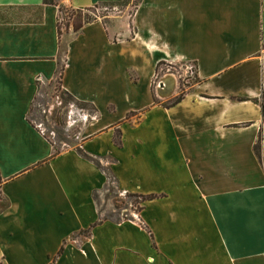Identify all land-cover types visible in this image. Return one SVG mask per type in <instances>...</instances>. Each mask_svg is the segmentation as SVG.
Here are the masks:
<instances>
[{
	"label": "crops",
	"instance_id": "1",
	"mask_svg": "<svg viewBox=\"0 0 264 264\" xmlns=\"http://www.w3.org/2000/svg\"><path fill=\"white\" fill-rule=\"evenodd\" d=\"M126 1L0 0L31 16L0 24V264H264V0ZM60 7L118 13L76 32ZM61 54L88 107L56 155L31 113ZM159 64L196 68L169 108ZM118 192L157 198L114 222Z\"/></svg>",
	"mask_w": 264,
	"mask_h": 264
},
{
	"label": "rangeland",
	"instance_id": "2",
	"mask_svg": "<svg viewBox=\"0 0 264 264\" xmlns=\"http://www.w3.org/2000/svg\"><path fill=\"white\" fill-rule=\"evenodd\" d=\"M58 1L60 2V0ZM62 8L63 12H61L60 15V28L63 30H66L70 25H74L75 27L81 23H86L89 18L93 21L97 17H105L110 13H118L112 8L106 9L104 7L93 8L87 11L66 7ZM27 13L22 11L3 10L0 12V17L1 19L7 20L31 17L30 14ZM191 68L192 66L180 70L172 66H162L157 73L154 90H161V82L176 80L181 86L180 94L184 91L186 93V91L194 85L197 78V73L194 75L191 74ZM64 92L59 80L52 85L41 86L31 113V121L37 127H42L44 129L45 135L52 141L58 152L69 149V147H73L77 144L76 137L82 126L80 119L83 112H85L83 108L70 103L67 97H64ZM172 95H174V91ZM172 95L164 98L169 101L165 103L169 104L177 98H172ZM72 112L74 114H72ZM110 186L112 189L117 187L116 181L111 182ZM115 196L116 195L112 196L107 202L105 199L101 200L103 213L111 218L117 219L121 217V219L127 218L128 220H137V216H139L141 212L140 202L142 200L128 197L126 194L123 196L122 194L119 195V192L118 198ZM0 198L2 199V196H0ZM118 206L121 208H118Z\"/></svg>",
	"mask_w": 264,
	"mask_h": 264
},
{
	"label": "trees",
	"instance_id": "3",
	"mask_svg": "<svg viewBox=\"0 0 264 264\" xmlns=\"http://www.w3.org/2000/svg\"><path fill=\"white\" fill-rule=\"evenodd\" d=\"M139 1H141V0H139ZM129 2H130V0H127V1L124 2L123 4H120V6L127 5ZM44 3L47 4V5H56V6H59V4L56 2V0H44ZM10 9H11V8H2V7H0V12L3 11V10H5V11L7 10V11H8V10H10ZM60 12H63V8H62V7H60ZM5 22H8V20H7V19H1V17H0V24H1V23H5ZM90 22H92V21H91V19L89 18V19L86 21V23H81L80 25L75 26V31H76V32L79 31L80 29L83 28V26H84L85 24H88V23H90ZM160 68H161V64H159V66H158V68H157V73L159 72ZM58 73H59V74H58V75H59L58 80H59L60 83H61L62 78H63V74H64L63 54L60 55V69H59V72H58ZM197 78H198V77H197ZM197 78H196V79H197ZM184 95H185V91L182 92V93H181V94H180V95H179V96H178L173 102H171L170 104L162 103V102H160L159 100H157L156 102H157L158 104H162V105L165 106L166 108H169V107L175 106V105L179 104L180 102H182L183 99H184ZM64 97H67V100H69L70 103H73V104H75V105H77V106H79V107H81V108H87V107H88L87 104H84V103L79 102L78 100H76V98H74L73 96H71V95H70L69 93H67L66 91L64 92ZM241 101H243V100H241ZM256 102L260 104V106H261V108H262V115H263V117H264V92H263L262 100H261V101H256ZM117 143H118V145H121L120 142H119V140L117 141ZM56 152H57V153H56V155H57L59 152H58V150H56ZM79 153H80L82 156H84L85 158L94 161V162L99 166V168H101V169L104 170V168L101 166V164H100L99 161L94 160L93 158H91L90 156H88L86 153H84L82 150H79ZM105 171H106V170H105ZM1 184H2V180H1V178H0V187H1ZM109 187H110V186H109ZM114 189H115V188H114ZM114 189L109 188V190H110V194L113 193V192H115ZM110 194L107 195V199H110V198H111ZM115 195H116V194H115ZM0 196H2V192H0ZM127 196H128V197H132V198H136V199H140V200H142V201L140 202V204H141V211L143 210V204H144V203H146V202H148V201H151V200H154V199L157 198L156 195L128 194ZM115 197L118 198L117 195H116ZM95 198H96L97 200H99V198H100L99 194H96V195H95ZM117 198H116V199H117ZM0 200H1V198H0ZM118 208H121V207L118 206ZM120 214H121V212H120ZM106 219H109V220L114 221V222H121L122 220H128L127 218H125V219H121V217H119V218H117V219H116V218L107 217ZM95 226H97V224H96ZM95 226H94V227H95ZM85 233H86V234H89V233H91V230H88V231H86ZM60 254H61V253H60Z\"/></svg>",
	"mask_w": 264,
	"mask_h": 264
},
{
	"label": "bare ground",
	"instance_id": "4",
	"mask_svg": "<svg viewBox=\"0 0 264 264\" xmlns=\"http://www.w3.org/2000/svg\"><path fill=\"white\" fill-rule=\"evenodd\" d=\"M166 85H167V90L165 93V96H170L172 94V92L174 91V80L173 81H165Z\"/></svg>",
	"mask_w": 264,
	"mask_h": 264
},
{
	"label": "built area",
	"instance_id": "5",
	"mask_svg": "<svg viewBox=\"0 0 264 264\" xmlns=\"http://www.w3.org/2000/svg\"><path fill=\"white\" fill-rule=\"evenodd\" d=\"M190 71H191V74H195L196 73V68H195V66H192V68L190 69ZM192 75V76H193ZM197 76V75H196ZM162 83V82H161ZM161 90H163V89H161ZM164 91V90H163ZM40 130H42L43 128L42 127H38ZM42 132L43 133H45V131H44V129L42 130Z\"/></svg>",
	"mask_w": 264,
	"mask_h": 264
},
{
	"label": "water",
	"instance_id": "6",
	"mask_svg": "<svg viewBox=\"0 0 264 264\" xmlns=\"http://www.w3.org/2000/svg\"><path fill=\"white\" fill-rule=\"evenodd\" d=\"M160 87H161V89H163L164 91L167 90V85H166L165 82H162V83L160 84Z\"/></svg>",
	"mask_w": 264,
	"mask_h": 264
}]
</instances>
